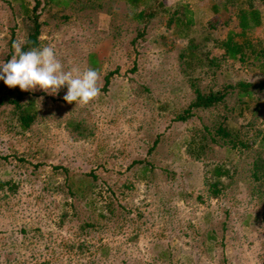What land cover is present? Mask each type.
Masks as SVG:
<instances>
[{"label":"rangeland","instance_id":"374dc122","mask_svg":"<svg viewBox=\"0 0 264 264\" xmlns=\"http://www.w3.org/2000/svg\"><path fill=\"white\" fill-rule=\"evenodd\" d=\"M34 6L38 47L65 70H98L100 94L70 104L67 86H16L36 112L28 129L0 107V264H264V185L252 177L264 88H235L264 82L262 1L0 0V62L11 39L26 41ZM251 9L259 25L242 35ZM228 35L242 59L225 55ZM191 81L226 95L179 122ZM224 120L250 126L256 144L214 138ZM220 164L228 177L213 197L206 177Z\"/></svg>","mask_w":264,"mask_h":264},{"label":"trees","instance_id":"16d2710c","mask_svg":"<svg viewBox=\"0 0 264 264\" xmlns=\"http://www.w3.org/2000/svg\"><path fill=\"white\" fill-rule=\"evenodd\" d=\"M97 1V0H95ZM264 4V0H261ZM25 19L28 20L30 17L29 13H32V21L31 26H29V32L27 34L26 41L28 43L23 44V50L27 51L31 47H38V36L40 34L41 24L38 21V17L35 15L36 6H34L31 10L26 7H23ZM143 12H140L139 16L142 15ZM27 15V16H26ZM248 16L251 20V25H249ZM239 26L241 29V34L243 35L247 29H251L259 25V12L258 10L251 9L249 11L244 12V10H240V14L238 15ZM13 39L10 40V45L12 46ZM223 47L225 49V55L229 58L236 59L238 55H241L240 59H242V47H239L238 44L234 43L231 36L228 35L226 41L223 42ZM189 48V47H188ZM188 49V54L193 56L192 51ZM108 81L106 82V85ZM105 85V86H106ZM2 91L0 92V107L4 105L12 106L13 113H15L19 124L22 129H28L31 123L34 121L36 117V112L30 109L29 107H25L24 104L21 103L23 99V94L18 92L15 88H9L7 85L3 84ZM190 87L193 89V94L195 98L193 102L185 109L182 114L178 115L175 120L179 122H184L188 120L192 115V111L194 109H209L211 107L216 106L221 103L225 98V93H217V94H203L198 86H196L194 81L190 82ZM235 88H239L242 92L249 93L254 88L262 89L264 88V82L258 85H251L246 83H238ZM224 120L222 124L219 125L217 130L214 132V138L218 140H223V143L226 144L229 149H239V150H248L256 144V138L252 137V142L249 143V138H246L249 135V131H244L250 127L241 125L236 131L230 129L228 125L225 124ZM261 139L259 143L264 147V130L262 131ZM264 151V150H263ZM228 177V170L225 169L223 165L214 166L213 170L210 172L209 177H206V185L208 187L209 193L213 197H217L221 189L224 187L221 184L222 178ZM252 177L255 182L262 183L264 185V152L262 156H260L255 162H253V174Z\"/></svg>","mask_w":264,"mask_h":264},{"label":"clouds","instance_id":"9594fccd","mask_svg":"<svg viewBox=\"0 0 264 264\" xmlns=\"http://www.w3.org/2000/svg\"><path fill=\"white\" fill-rule=\"evenodd\" d=\"M26 43L13 42L11 59L0 62V80L9 88L19 86L21 91L39 88L56 94L67 86L64 101L81 105L88 104L100 94L98 70L89 68L81 71L78 67L65 70L52 46L31 47L25 51L23 44Z\"/></svg>","mask_w":264,"mask_h":264}]
</instances>
